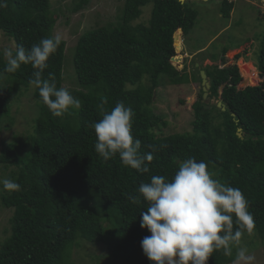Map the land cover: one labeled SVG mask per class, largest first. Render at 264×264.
<instances>
[{
  "label": "trees",
  "instance_id": "obj_1",
  "mask_svg": "<svg viewBox=\"0 0 264 264\" xmlns=\"http://www.w3.org/2000/svg\"><path fill=\"white\" fill-rule=\"evenodd\" d=\"M192 1L125 0L117 25L86 31L76 45L77 87L70 90L81 108L70 109L62 117L52 114L38 88L29 83L32 65L22 64L15 73H7V61L0 54V132L4 118L13 119L11 98L22 88L34 87L39 102L25 156L15 143L0 150V164L16 168L9 179L20 186L1 196L12 216L11 232L0 245V264H81L71 259L79 239L103 243L111 256L131 261L138 252L144 253L141 241L151 235L140 223L148 206L137 191L140 184L150 182L152 176L170 180L179 162L193 157L207 164L214 179L242 191L254 218L253 232L264 240V80L238 89L242 75L252 81L254 73L244 69L241 75L236 64H227L228 48L220 53L221 65L195 67L197 74L186 65L178 68L185 60L181 36L191 33L198 16ZM5 2L7 7L0 8V32L14 40L15 48L30 49L42 38L54 36L51 0ZM151 4L148 23L134 24L142 8ZM220 5L223 16L230 17L234 2L222 0ZM65 53L62 40L43 73V78L54 79L57 88L64 87ZM212 60L218 61V55ZM256 67L264 78V43ZM201 70L211 84L209 99L221 98L225 109L207 102L202 89L192 105V131L157 133L155 129L167 122L153 111L154 96L146 90L197 79L202 84ZM258 80L257 75L255 83ZM105 98L107 103H102ZM117 102L134 111L132 133L142 142L139 153L151 152L154 157L148 173L123 166L118 155L105 160L95 151L91 125ZM133 197H139V202L134 203ZM235 251L231 257L215 251L208 264H230ZM137 262L152 264L146 256Z\"/></svg>",
  "mask_w": 264,
  "mask_h": 264
},
{
  "label": "clouds",
  "instance_id": "obj_2",
  "mask_svg": "<svg viewBox=\"0 0 264 264\" xmlns=\"http://www.w3.org/2000/svg\"><path fill=\"white\" fill-rule=\"evenodd\" d=\"M5 7V0H0V8ZM61 43L62 36L56 34L42 38L30 49L21 45L14 51L0 50L7 61V73H15L22 64L32 65L33 79L29 83L38 88L42 102L57 117L81 108V101L68 88H57L54 79L43 78L49 58ZM102 103H107L106 98ZM133 116L131 107L117 102L110 112H104L102 119L93 122L95 151L105 160L118 155L123 166L148 173V164L154 157L151 152L139 153L142 142L133 136ZM150 147L155 150V146ZM0 185L4 190L20 187L9 178H0ZM137 191L148 205L141 212L140 223L151 235L142 239L141 246L152 264H208L213 252L222 250L231 257L233 248L236 251L232 264H254L255 257L241 244L242 236H251L255 227L248 201L240 189L214 179L204 161L193 157L179 162L170 180L152 176ZM132 200L138 203L139 197Z\"/></svg>",
  "mask_w": 264,
  "mask_h": 264
},
{
  "label": "rangeland",
  "instance_id": "obj_3",
  "mask_svg": "<svg viewBox=\"0 0 264 264\" xmlns=\"http://www.w3.org/2000/svg\"><path fill=\"white\" fill-rule=\"evenodd\" d=\"M82 1L84 4L81 9L75 11V7ZM221 1L193 0L190 3L198 11V16L191 33L186 37L182 36V41L180 40L185 60L181 61L178 68L186 65L189 72L197 74L196 68L201 65L215 63L221 65L220 53L223 48H228L227 64H236L241 75L244 67L254 68L259 77V80L252 84L253 80L248 81L242 75L243 79L237 88L259 85L264 80L256 67L264 43V0H230L234 2L230 17H224L221 13ZM124 2L125 0H51L53 35H61L62 40L66 42L64 87L69 90L77 87L74 54L79 38L88 30L117 25ZM151 10L152 4L144 6L141 17L136 19L134 24L148 23ZM15 46L14 40L0 32V50L4 48L15 50ZM214 54L218 55V61L212 60ZM239 55L240 57H237ZM245 70L249 74L254 73L249 69ZM199 74L202 77L201 71ZM202 89L198 79L182 85L167 84L155 90L147 89L146 93L154 96L153 111L167 122L161 129L155 131L164 135L192 131L194 120L192 105L199 98ZM205 100L218 104L221 98L209 99L208 92ZM10 113L13 119L4 118L3 129L0 132V150L9 143H15L19 146L20 154L25 156L29 148L27 139L33 133L35 119L39 114V102L34 98V87L22 88L19 93L13 95ZM15 169L0 164V178H9L11 171ZM6 192L7 190L0 185V245L11 232L12 211L1 203V196ZM241 244L255 257L254 264H264V240L257 233L253 232L251 236L245 233L241 238ZM71 252L72 261L81 264H138V257L145 256L144 253L138 252L140 255L135 257L136 259L126 261L111 256L103 243H92L85 239H79Z\"/></svg>",
  "mask_w": 264,
  "mask_h": 264
},
{
  "label": "water",
  "instance_id": "obj_4",
  "mask_svg": "<svg viewBox=\"0 0 264 264\" xmlns=\"http://www.w3.org/2000/svg\"><path fill=\"white\" fill-rule=\"evenodd\" d=\"M182 2L186 1V0H181ZM176 36H177V33L175 35V44H176ZM182 37V36H181ZM201 76H202V88H203V91H204V97L206 98L207 95H208V92H209V89L211 87V84L208 80V77H207V74L205 72V70H201ZM226 84H223L221 86V89H220V94H222V91H223V87L225 86ZM246 87V86H245ZM244 87V88H245ZM219 107H222L223 109H225V107H223L222 105V101L220 100L217 104ZM239 131L241 132V128L239 129ZM241 135V133H240Z\"/></svg>",
  "mask_w": 264,
  "mask_h": 264
},
{
  "label": "bare ground",
  "instance_id": "obj_5",
  "mask_svg": "<svg viewBox=\"0 0 264 264\" xmlns=\"http://www.w3.org/2000/svg\"><path fill=\"white\" fill-rule=\"evenodd\" d=\"M244 69H249V70H251V71H254L252 68L244 67V68H243L244 73H245V70H244ZM256 77H257V74H256V72L254 71V77H253V83H252V84L255 83V81H256ZM245 79H246V75H245Z\"/></svg>",
  "mask_w": 264,
  "mask_h": 264
}]
</instances>
